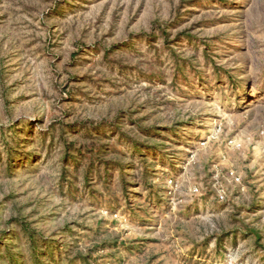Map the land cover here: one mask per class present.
<instances>
[{"label": "rangeland", "instance_id": "obj_1", "mask_svg": "<svg viewBox=\"0 0 264 264\" xmlns=\"http://www.w3.org/2000/svg\"><path fill=\"white\" fill-rule=\"evenodd\" d=\"M0 264H264V0H0Z\"/></svg>", "mask_w": 264, "mask_h": 264}]
</instances>
